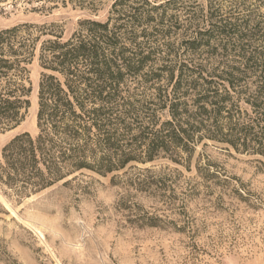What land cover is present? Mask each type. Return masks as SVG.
<instances>
[{"label": "trees", "instance_id": "16d2710c", "mask_svg": "<svg viewBox=\"0 0 264 264\" xmlns=\"http://www.w3.org/2000/svg\"><path fill=\"white\" fill-rule=\"evenodd\" d=\"M70 1L97 11L101 0ZM223 4L114 0L105 20L79 19L68 37L56 22L0 28V130L25 120L36 56L42 68L38 131L2 147L1 193L21 199L85 172L136 169L124 182L169 206L174 180L153 168L157 162L191 170L208 142L264 158V0H230L227 11ZM197 169L207 170V181L229 182L213 165ZM119 205L135 206L124 197ZM136 220L164 226L147 211Z\"/></svg>", "mask_w": 264, "mask_h": 264}, {"label": "rangeland", "instance_id": "374dc122", "mask_svg": "<svg viewBox=\"0 0 264 264\" xmlns=\"http://www.w3.org/2000/svg\"><path fill=\"white\" fill-rule=\"evenodd\" d=\"M113 1L101 0L92 11L70 0H1L0 28L25 21L56 22L60 26L55 31L68 37L79 19L105 20ZM198 3L206 7L208 0ZM223 3L227 11L230 0ZM29 68L31 107L16 129L0 130V156L14 135L38 131L42 68L37 56ZM206 164L228 176L229 182L207 181V170L197 169ZM153 168L172 174L177 197L173 205L163 203L169 199L161 194L128 186L124 180L136 169L107 176L85 172L21 199L0 191L6 201L0 199L5 207L0 213V264H264L263 157L208 142L198 146L191 170L168 160ZM123 197L135 205L132 210L119 205ZM146 211L162 217L164 226L137 222L136 215ZM169 221L185 230L178 231Z\"/></svg>", "mask_w": 264, "mask_h": 264}, {"label": "bare ground", "instance_id": "6f19581e", "mask_svg": "<svg viewBox=\"0 0 264 264\" xmlns=\"http://www.w3.org/2000/svg\"><path fill=\"white\" fill-rule=\"evenodd\" d=\"M36 90V89H35ZM35 96V95H34ZM34 100V99H33ZM34 103H35V105L37 104V97L35 96V100H34ZM37 107V106H36ZM35 118H36V113H35V116H34ZM34 126H36V119L34 120Z\"/></svg>", "mask_w": 264, "mask_h": 264}, {"label": "water", "instance_id": "95a60500", "mask_svg": "<svg viewBox=\"0 0 264 264\" xmlns=\"http://www.w3.org/2000/svg\"><path fill=\"white\" fill-rule=\"evenodd\" d=\"M18 126H19V125H18ZM18 126H17V127H18ZM17 127L13 128V129H16ZM11 130H12V129H11Z\"/></svg>", "mask_w": 264, "mask_h": 264}]
</instances>
